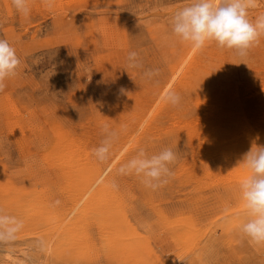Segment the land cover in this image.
Segmentation results:
<instances>
[{
  "label": "rangeland",
  "instance_id": "obj_1",
  "mask_svg": "<svg viewBox=\"0 0 264 264\" xmlns=\"http://www.w3.org/2000/svg\"><path fill=\"white\" fill-rule=\"evenodd\" d=\"M189 3L29 0L24 17L0 0V39L21 59L0 92V264H264L239 231L237 166L264 145V36L243 60L194 51L169 23ZM168 88L179 106L160 101ZM104 124L119 140L101 163ZM164 147L178 156L164 186L117 174Z\"/></svg>",
  "mask_w": 264,
  "mask_h": 264
},
{
  "label": "clouds",
  "instance_id": "obj_2",
  "mask_svg": "<svg viewBox=\"0 0 264 264\" xmlns=\"http://www.w3.org/2000/svg\"><path fill=\"white\" fill-rule=\"evenodd\" d=\"M41 2L49 10L55 6V0ZM12 5L24 17L29 16V0H12ZM259 6V0H191L172 15L169 21L171 32L194 51L215 43L243 60L264 36V13L255 19L249 14L251 9ZM127 62L129 67H140L134 51L128 53ZM20 65L21 59L13 44L0 39V92L7 87L6 81L16 76ZM181 99L180 94L171 88L165 89L160 96L162 103L174 107L181 104ZM101 131L104 138L93 153L99 162L104 163L112 155L119 132L108 124L102 125ZM177 159V153L171 147H164L151 155L144 148H138L134 156L120 164L117 174L135 175L141 178L145 187L156 190L174 175L170 166ZM237 166H242L248 173L239 183L240 198L247 214V219L239 225V231L248 243L264 245V145L253 142ZM113 186H116L114 182Z\"/></svg>",
  "mask_w": 264,
  "mask_h": 264
}]
</instances>
